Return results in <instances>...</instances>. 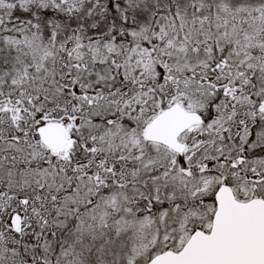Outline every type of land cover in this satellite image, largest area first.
<instances>
[{"label": "snow or ice", "instance_id": "snow-or-ice-1", "mask_svg": "<svg viewBox=\"0 0 264 264\" xmlns=\"http://www.w3.org/2000/svg\"><path fill=\"white\" fill-rule=\"evenodd\" d=\"M0 264H264V0H0Z\"/></svg>", "mask_w": 264, "mask_h": 264}]
</instances>
